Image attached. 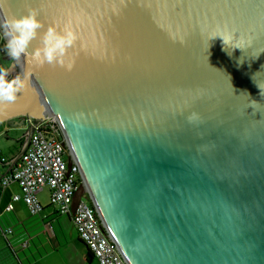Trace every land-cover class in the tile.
Returning a JSON list of instances; mask_svg holds the SVG:
<instances>
[{
  "label": "water",
  "instance_id": "water-1",
  "mask_svg": "<svg viewBox=\"0 0 264 264\" xmlns=\"http://www.w3.org/2000/svg\"><path fill=\"white\" fill-rule=\"evenodd\" d=\"M2 7L0 21L35 8L45 29L70 22L79 37L71 71L7 65L27 79L0 106L22 131L7 173L29 145L23 120L52 116L81 177L67 217L86 199L127 264H264V0Z\"/></svg>",
  "mask_w": 264,
  "mask_h": 264
},
{
  "label": "built area",
  "instance_id": "built-area-1",
  "mask_svg": "<svg viewBox=\"0 0 264 264\" xmlns=\"http://www.w3.org/2000/svg\"><path fill=\"white\" fill-rule=\"evenodd\" d=\"M3 42L0 38V55ZM23 122L32 128L28 148L11 172L0 177V191L10 184H16L21 195L14 196L12 200H22L28 212L37 215L41 210L37 195L46 190L48 202L55 208L56 213L59 216H70L73 196L81 184V177L75 163L68 167V152L59 124L52 116L43 121L26 118ZM12 209L9 204L5 210L10 212ZM70 220L78 239L86 246L97 264H127L86 199H81ZM10 234V230L1 232L5 240Z\"/></svg>",
  "mask_w": 264,
  "mask_h": 264
},
{
  "label": "crops",
  "instance_id": "crops-1",
  "mask_svg": "<svg viewBox=\"0 0 264 264\" xmlns=\"http://www.w3.org/2000/svg\"><path fill=\"white\" fill-rule=\"evenodd\" d=\"M21 133L0 124V177L8 174L22 145L17 140ZM20 195L16 184L0 191V264H97L78 239L70 218L59 216L49 204L46 190L37 195L41 208L37 215H31L22 200H12ZM9 204L13 209L7 212ZM6 230L11 234L5 240L1 232Z\"/></svg>",
  "mask_w": 264,
  "mask_h": 264
},
{
  "label": "clouds",
  "instance_id": "clouds-1",
  "mask_svg": "<svg viewBox=\"0 0 264 264\" xmlns=\"http://www.w3.org/2000/svg\"><path fill=\"white\" fill-rule=\"evenodd\" d=\"M2 5L3 0H0V11H3ZM39 15L35 8H28L24 15L19 17L10 15L9 18L0 21V38L4 40L5 54L10 61H17L22 56L30 57L37 68L47 64L71 71L75 61L69 49L73 50L78 42L77 31L70 22L65 23L63 27L51 25L45 29ZM41 29L42 33L39 31ZM37 37L40 46L29 53L28 48ZM215 37H221L224 45H228L232 40L230 35ZM10 67L11 65L0 66V106L14 103L18 99V93L27 87L26 76L20 73L11 76ZM197 118V114L192 113L187 119L192 122Z\"/></svg>",
  "mask_w": 264,
  "mask_h": 264
},
{
  "label": "rangeland",
  "instance_id": "rangeland-1",
  "mask_svg": "<svg viewBox=\"0 0 264 264\" xmlns=\"http://www.w3.org/2000/svg\"><path fill=\"white\" fill-rule=\"evenodd\" d=\"M3 44H4V42H3ZM0 57H1V59H2V58L7 59V60H8V63L13 62V61H10V60H9V58L7 57V55L5 54V52H4V50H3V47H2V49H1V55H0Z\"/></svg>",
  "mask_w": 264,
  "mask_h": 264
},
{
  "label": "flooded vegetation",
  "instance_id": "flooded-vegetation-1",
  "mask_svg": "<svg viewBox=\"0 0 264 264\" xmlns=\"http://www.w3.org/2000/svg\"><path fill=\"white\" fill-rule=\"evenodd\" d=\"M9 63H8V60L7 59H5V58H2L1 59V57H0V65L1 66H6V65H8Z\"/></svg>",
  "mask_w": 264,
  "mask_h": 264
},
{
  "label": "trees",
  "instance_id": "trees-1",
  "mask_svg": "<svg viewBox=\"0 0 264 264\" xmlns=\"http://www.w3.org/2000/svg\"><path fill=\"white\" fill-rule=\"evenodd\" d=\"M89 254L92 256V254L89 252Z\"/></svg>",
  "mask_w": 264,
  "mask_h": 264
}]
</instances>
